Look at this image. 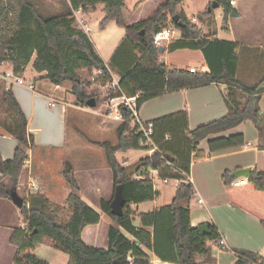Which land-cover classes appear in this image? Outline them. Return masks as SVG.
<instances>
[{
	"label": "trees",
	"instance_id": "16d2710c",
	"mask_svg": "<svg viewBox=\"0 0 264 264\" xmlns=\"http://www.w3.org/2000/svg\"><path fill=\"white\" fill-rule=\"evenodd\" d=\"M67 1V10L57 16L46 17L31 0H0V67L9 64L15 75L22 76L33 62V69L37 73H46L51 83L62 85L70 82L77 104L87 107V102L94 98L97 108L102 104L99 91L90 92L91 83L83 80L79 72H101L98 78L102 80V86L112 84L113 77L90 36L74 26V13L80 10L88 14L103 6L101 28L109 22H115L125 29V37L130 44L140 50V56H135L130 67L119 73L120 90L112 92L111 98L140 95L138 104L141 107L152 99L170 93L216 84L226 87L229 113L194 130L188 128L186 111L153 121V141L158 151L140 159L142 168L137 175L141 179L136 175L130 176L127 167L117 158L121 153L143 151L140 148L141 134L131 129L128 109L123 106L120 108L124 120L117 128L116 145L92 141L79 131L88 144L105 150L108 169L91 174H95V185L103 194L101 210L111 219V225H107L101 215L82 200L74 168L66 163L62 174L72 188L66 202L69 217H64L62 206L53 204L45 194L37 192L24 199L19 211L27 224L26 227L14 228L10 244L23 254L49 239L69 255L68 264H132V260L135 261L133 264H153L144 253V248L175 264L214 263L210 243H219L220 233L213 223L208 224V235H201L198 227H192L189 205L195 197V188L187 181V175L192 159L206 157V152L198 148L200 142L208 140L210 153L242 146L246 142L242 135L210 138L247 121L252 122L258 130L262 141L260 148L264 150V116L260 114L264 75L257 81L240 79L237 75L239 47L236 43L210 40L208 36H203L201 28L189 20L185 13L179 14L185 23L184 27L174 22L172 18L177 13V7L186 0H167L152 16L133 25H128L125 19L126 0ZM231 1L214 0L224 12L223 28H228L229 16L234 9ZM209 8L211 4L202 14V20H211L215 10L209 12ZM171 27L180 32L181 38L172 42L168 50L201 51L208 66L207 72L191 73L166 65L162 54L166 53L167 48L163 47L164 52L160 53L153 39L156 33ZM238 95L242 101L238 100ZM2 98L6 110L15 121L18 140L13 160L5 161L0 155V199L11 200L10 193L18 188L22 171L29 160L28 152L34 145V137L28 131L27 116L12 90H6ZM168 135L169 140L166 139ZM165 155L172 156L174 161L169 162ZM165 165L175 167L180 180L171 204L152 213H136L131 206L157 197L147 169L160 170ZM232 174L226 171L223 176L228 188L232 184ZM249 181L256 190L264 192V171L254 170ZM119 186L123 187L126 202L121 217L111 214V203ZM137 220H140V226H136ZM92 226L104 228L101 246L85 241L86 232ZM233 251L237 256L235 264H264L258 253ZM199 258L203 260L199 261ZM13 264L49 263L28 253L18 256Z\"/></svg>",
	"mask_w": 264,
	"mask_h": 264
},
{
	"label": "crops",
	"instance_id": "0c3cea01",
	"mask_svg": "<svg viewBox=\"0 0 264 264\" xmlns=\"http://www.w3.org/2000/svg\"><path fill=\"white\" fill-rule=\"evenodd\" d=\"M233 8L237 10L238 17L229 16V27L225 28L229 31V38L221 37L217 28L213 25V22H216L217 10H215L211 20H202L200 18L202 21L201 28L205 29L202 33L203 36H208L210 40L236 43L239 47L238 77L245 81H257L264 75V0H240V4L238 5L235 2ZM94 12L89 11L88 14H82L89 19L91 15H94ZM222 17L224 18V14ZM194 21L197 22L196 19ZM136 23L138 22L128 25ZM176 51L193 50L183 49ZM117 59L115 70L118 69L119 72L117 73L119 74L130 67L136 58L133 51H122ZM165 59L162 58L164 62H166ZM200 65L198 69L196 68L199 72L208 71L203 54ZM193 67L191 65L188 68L183 66V68L177 69L189 70ZM169 68L174 69L173 67ZM108 69L113 81L119 80V75H116L109 67ZM10 72H12V67L9 64H4L0 67V155L5 161L13 160L18 147L16 124L13 117L6 110L2 98L3 93L11 89L27 116L28 131L34 137V145L28 152L29 160L22 171L20 183L22 180L29 182L28 188L31 182L38 183L39 191L45 194L53 204L62 206L63 214L68 216L66 202L72 193V188L65 180L62 172L66 163H70L74 168L75 176L80 186V197L101 215L107 225H111L110 219L101 210L100 202L103 194L98 186L95 185V174H91L95 171L107 170L108 167L103 166L101 169L93 168V170H89L85 182H81L77 177L76 163L81 162L80 160H86L82 156L83 152L87 151L88 146L92 145L87 142L83 145L75 140L73 136L71 139L68 138L67 124L70 107L75 105L77 109L85 108L76 103L72 95V89L68 85L69 82H65L62 85L51 83L46 78V73H37L33 69V62L27 67L22 77L26 82L32 83L34 89H29L24 85L14 84L4 79L5 74ZM108 85L103 87L105 88ZM238 100L242 101L240 95H238ZM108 101L106 104L102 102V107L104 108L99 113L101 117L99 126L103 132L115 133L116 142L107 140L95 142H110L112 145H116L118 142L117 128L121 121L116 120L113 115L107 114ZM52 102L55 104L53 107L50 104ZM183 111L188 114V128L190 130L225 117L229 113V106L226 101V87L211 84L152 99L141 106L140 116L144 121L153 122L159 118ZM260 114L264 116V85L261 93ZM78 125L77 122L76 133L79 134L80 131L86 135L84 130L80 129ZM87 125L86 122L83 124L85 128ZM236 135L244 137L246 141L244 145L214 153L209 152L208 140L200 142L198 148L206 152V157L199 160L192 159L190 173L187 175V181L191 182L195 188V197L189 205L192 227L213 223L220 233V238L226 242L225 247H222L219 243H210L212 257L215 262L206 263L202 261L203 258H199L198 260L202 261V264H235L237 256L233 250L253 251L258 253L264 260V225L262 224V221H264V192L256 190L255 186L249 181V176L254 170L264 171V150L260 148L259 132L252 122L247 121L224 134L212 136L210 139ZM89 139L92 140L91 138ZM37 150H42L41 159L46 161L47 167H52V161H56L58 158L62 159L58 175L52 174L51 170L46 172L43 164L39 162V166L33 171V162ZM117 158L119 160V155H117ZM90 159L94 160V157ZM134 162L136 161L126 159L121 164L127 167ZM245 169H250L248 176H238L236 174L238 171ZM147 171L154 190L157 192V197L152 201L133 205V211L138 214L152 213L171 204L173 198L169 202L167 200L168 191L158 186L156 181L168 177L173 179V181L179 180L177 178L178 172L172 165H165L160 170H157V174L151 168H148ZM226 171L233 173L230 188L223 181ZM137 177L139 179L142 178L141 176ZM240 180H246L247 183L242 186H235L234 183ZM199 200H202L203 203H199ZM17 212L13 211V215L17 216V225L0 222V264H13L18 256L31 253V251H27L21 254L20 250L15 248L14 256L10 257L9 253L1 245L2 240L10 245V238L14 228L21 227L18 222L20 213ZM135 224L140 226V220H137ZM93 229L98 231V227L89 228L88 235H85V241L92 245L101 246L98 243L97 234H91L90 232ZM125 234L130 237L128 233ZM44 243H48L58 249L49 239H45L39 246L44 245ZM10 246L12 247V245ZM58 250L64 252L61 249ZM143 251L153 264H175L158 257L152 250L144 248Z\"/></svg>",
	"mask_w": 264,
	"mask_h": 264
},
{
	"label": "rangeland",
	"instance_id": "374dc122",
	"mask_svg": "<svg viewBox=\"0 0 264 264\" xmlns=\"http://www.w3.org/2000/svg\"><path fill=\"white\" fill-rule=\"evenodd\" d=\"M40 12L46 17H53L57 16L63 11L67 10L69 7L67 0H31ZM167 0H126V9L124 10L125 19L127 24H131L134 22H140L144 19L149 18L152 16L158 7L161 4H164ZM238 5L240 4V0H234ZM214 0H186L182 4L177 7V13H185L188 19L191 20L193 23L197 24L200 28L202 27L201 16L207 10L208 6L213 4ZM103 6H99L94 15L91 17L86 18L83 16L82 12L76 16V21L74 26L77 29H82L85 31L86 28L91 29L90 39L94 44L97 52L102 57L106 65L114 71L116 75H119L117 72L118 69L116 68V60L117 57L120 55V51H133L134 56H140V50L138 48H134L132 44L126 39L125 37V29L118 26L115 22H109L105 25L104 28H101L100 22L104 17V13L102 12ZM216 22H213L215 28H217L219 35L223 38H229V31L223 28V17L224 14L223 9H216ZM92 11V10H91ZM175 14V15H176ZM77 15V14H76ZM80 18V19H79ZM88 19V21H87ZM197 20L194 21V20ZM229 27V24H228ZM172 28V27H171ZM173 29V28H172ZM175 30V29H174ZM201 30L205 31V29ZM177 39L181 37L180 32L175 30ZM174 40V41H176ZM173 41V42H174ZM136 47V46H135ZM166 53L162 54V58H166V65L169 67H173L174 69L189 67L193 65L195 68H199L200 60L202 59V52L201 51H170L168 47ZM83 80L90 82L91 86L89 87V91H99V97L102 102L107 103L109 97L112 92L109 91L107 87L102 86V80L98 78V72L90 73L88 70H83L79 74ZM69 87L72 89V84L69 82ZM102 104L97 108H90L85 107L84 109H77L75 105H72L69 109V117H68V138L71 139L72 136L75 140L79 143L86 142L82 136L76 133V124L78 122V126L80 129L84 130L85 134L94 141H113L116 142V134L110 132H103L101 131V127L99 126L101 122V117L99 116L100 111L103 109ZM109 108V106H108ZM107 110V114L110 115V110ZM105 111V110H104ZM85 122L88 124L86 128L83 126ZM122 122V121H121ZM118 123V122H117ZM98 126V127H97ZM100 127V128H99ZM262 142V141H261ZM87 151L83 152V157L86 159L84 161L80 160L81 162L76 163L77 166V177L81 182H85L87 178L89 170L101 169L103 166L108 167V162L105 156V150L103 148L88 146ZM93 147V148H92ZM42 150H37L35 152L34 158V166L33 171L36 170L38 162L43 164L45 171L51 170L52 174H59L61 169V158H58L56 161H52V167H47V163L45 160H42ZM148 153L142 150L139 151H130L128 153H121L119 155V160L124 162L126 159H130L131 161L140 162V159L143 157L148 156ZM59 155V154H58ZM40 156V157H39ZM94 157V160L90 159ZM130 157V158H129ZM32 158V157H31ZM119 161V162H120ZM43 162V163H42ZM120 162V163H121ZM135 163V162H134ZM124 165V164H122ZM148 170V169H147ZM146 171V169H145ZM139 173V172H138ZM137 173V174H138ZM36 174V172H35ZM136 176H139L137 175ZM169 180L168 183H165L163 179L160 181H156L157 185L160 187L165 188L167 192V200L171 202L172 198L174 197L176 184L175 180L171 179L170 177L167 178ZM29 182H24L23 180L19 181V185L17 188L18 194L23 198L26 199L30 193L28 188ZM21 188V189H19ZM19 189V190H18ZM40 192V191H39ZM35 194V193H34ZM13 211L19 212V209L16 205L9 199H0V222L6 224L15 225L17 222V216L13 215ZM17 212V213H18ZM64 217L67 214H63ZM69 217V216H67ZM109 218V217H108ZM107 218V219H108ZM18 222L21 227H26L27 220L21 214L18 217ZM110 219V218H109ZM111 221V219H110ZM93 227V226H92ZM104 227V224H102ZM91 234H97L98 243L102 242L103 239V232L104 228H98V231L90 230ZM88 235V231L86 232ZM107 236V235H106ZM48 242V240H46ZM2 247L9 253L10 257L14 256L16 251V247L10 246L4 240L1 241ZM4 251V250H3ZM32 254L45 259L49 262V264H68L69 256L56 249L53 246H50L48 243H44V245L37 247L35 250L31 251ZM8 258V257H7Z\"/></svg>",
	"mask_w": 264,
	"mask_h": 264
},
{
	"label": "built area",
	"instance_id": "2783aa9c",
	"mask_svg": "<svg viewBox=\"0 0 264 264\" xmlns=\"http://www.w3.org/2000/svg\"><path fill=\"white\" fill-rule=\"evenodd\" d=\"M230 4L232 6L235 5V1L232 0L230 2ZM81 11H75L74 15L75 17L78 16V14H80ZM77 14V15H76ZM80 19V18H79ZM85 32L90 35L91 33V29L90 28H86ZM177 35L174 29H165L162 30L159 33H156L154 35V45L157 49H161L163 47H166L167 45H169L171 42H173L174 40H176ZM189 71L191 73H198L199 71L193 67L190 68ZM98 75H101V72L98 73ZM4 79L14 83V84H18V85H24L26 87H28L29 89H34V85L32 83H28L26 82L22 76L20 75H15L13 72L7 73L4 76ZM109 91L114 92L117 90H120L119 87V80L113 81L112 84H109L108 86ZM140 95L134 96V97H129L126 95H122V96H118V97H113L109 99L108 101V106H109V110H110V115H113L114 118L116 120H120L123 121V115L122 112L120 110V108L123 106L126 109H128L129 113H130V122H131V129L136 132L141 134V140H140V148L143 149V151L147 152L148 155H153L155 152L158 151V146L154 143L153 141V135H154V122L152 121H144L141 116H140V106L138 104V99H139ZM51 106H55L54 102L50 103ZM166 139L169 140L170 136H166ZM148 149V150H147ZM153 170V169H152ZM154 173L157 174V170H153ZM165 183H168L169 180L167 178L163 179ZM247 183L246 180H240V181H236L234 183L235 186H242L245 185ZM175 184L176 187L179 186L180 181L179 180H175ZM29 191L30 193L28 194L29 196L33 195L34 193L39 192V185L36 182H31L29 184ZM27 196V197H29ZM199 203H203L202 200H199ZM131 208L133 209V206H131ZM219 244L222 247L226 246V242L224 239H220ZM135 261L132 260V264Z\"/></svg>",
	"mask_w": 264,
	"mask_h": 264
},
{
	"label": "water",
	"instance_id": "95a60500",
	"mask_svg": "<svg viewBox=\"0 0 264 264\" xmlns=\"http://www.w3.org/2000/svg\"><path fill=\"white\" fill-rule=\"evenodd\" d=\"M220 8V6L216 3L213 2L211 8L208 9L209 12L212 11V9L216 10ZM231 17H238V13L236 9H233ZM172 20L174 22H176L180 27H184L185 23L180 19V15L176 14L173 16ZM164 49L161 48L160 49V53H163ZM87 106L90 108H95L96 107V100L90 99L87 102ZM165 158L169 161V162H173L174 158L170 155H165ZM142 168V163L141 162H135L129 166H127V170L129 172L130 176H134L136 175L140 169ZM238 176H248L250 174V169H245V170H240L236 173ZM10 197L12 202L16 205V207L18 209H21L24 205V199L18 194L17 190H13L10 193ZM126 202H125V197H124V190L122 186L117 187L116 191H115V196L114 199L111 203V214L117 217H121L124 214V208H125ZM199 231L201 235H208L210 234V229H209V225L208 224H203L200 225L199 227Z\"/></svg>",
	"mask_w": 264,
	"mask_h": 264
}]
</instances>
